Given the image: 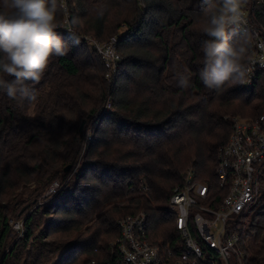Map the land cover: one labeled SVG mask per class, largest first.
I'll use <instances>...</instances> for the list:
<instances>
[{"label":"trees","instance_id":"obj_1","mask_svg":"<svg viewBox=\"0 0 264 264\" xmlns=\"http://www.w3.org/2000/svg\"><path fill=\"white\" fill-rule=\"evenodd\" d=\"M225 5L0 0V264L104 259L119 233L115 219L139 210L152 239L179 238L167 205L174 186L193 168L214 191L218 150L233 117L264 110V77L251 87L240 83L252 33L217 34ZM245 7L264 34V0H246ZM65 17L72 31L58 28ZM81 34L118 36L121 59L112 80ZM82 118L94 122L87 143L78 128ZM80 156L72 182L28 213L9 244L18 191L33 182L31 194L39 195ZM260 193L243 233L245 264H264V175Z\"/></svg>","mask_w":264,"mask_h":264},{"label":"built area","instance_id":"obj_2","mask_svg":"<svg viewBox=\"0 0 264 264\" xmlns=\"http://www.w3.org/2000/svg\"><path fill=\"white\" fill-rule=\"evenodd\" d=\"M217 28L219 38L229 32H251L252 53L242 66L241 85L251 87L264 77V34L250 20L249 11L238 0H226ZM72 31L66 17L61 26ZM81 39L99 56L103 76L113 79L119 67L118 36L99 40L81 34ZM104 108H111L108 96ZM88 141L90 134L85 136ZM216 189L188 168L184 180L175 185L167 202L175 213L179 238L154 240L148 229L146 212L126 213L115 219L118 235L110 241L109 255L104 259L88 258L84 264H245L243 233L248 224L252 202L260 198L264 175V110L256 116H234L232 130L219 147L215 168ZM59 183L53 180L48 193ZM11 232H23L22 218H9Z\"/></svg>","mask_w":264,"mask_h":264},{"label":"rangeland","instance_id":"obj_3","mask_svg":"<svg viewBox=\"0 0 264 264\" xmlns=\"http://www.w3.org/2000/svg\"><path fill=\"white\" fill-rule=\"evenodd\" d=\"M238 1H240L242 4H245V2H246V0H238ZM216 31H217V28H216ZM121 32H122V30H119L116 33L120 34ZM239 116H241V115H239ZM81 120H80V122L78 124V128H79V125L81 123ZM93 125H94V122L85 123V120H84L81 129L84 128L86 130L85 136L87 134L91 135V131H92ZM85 142L87 143L88 141L85 139ZM82 158L83 157L80 156L78 158L76 164H74L72 167L70 165L71 169L67 172V175H66V177L64 179H61L60 177L53 179V180H57L59 185L56 188V190L54 192H52V193H48L47 192V189L49 187V185H48L47 188L45 190H43L39 195H37V196L33 195L32 196V194H31L32 193V189H35V185H34L33 182H30L26 187L21 188L18 191V193L16 194V196L14 197L13 202H12L14 208L18 209V211L16 210L17 211L16 212L17 213L16 216L19 217V218L24 219V217L28 213L33 211L34 209H39L40 210L42 208V206L44 205V202L47 201L52 194L57 192L60 188L69 185L72 182V179H73V177L75 175V172H76L77 168L79 167V165L81 163ZM30 199L32 200V202H30ZM259 205H260V201H258V200L252 202V204L250 205V209L248 211V216H247L248 223H251L254 220V217L256 216L255 213L258 211ZM53 214H54V209L53 208L50 209L47 213L42 214L43 215L42 219H41L39 225L36 227L35 231L43 228V226H44L45 222L47 221V219L49 217H51ZM9 235H10V243L9 244H11L13 242V240L16 239V235L13 234L11 231H10ZM249 241L250 240H249L248 236H246V238L244 239V244L246 243L245 245L248 246Z\"/></svg>","mask_w":264,"mask_h":264},{"label":"water","instance_id":"obj_4","mask_svg":"<svg viewBox=\"0 0 264 264\" xmlns=\"http://www.w3.org/2000/svg\"><path fill=\"white\" fill-rule=\"evenodd\" d=\"M84 120H85V118H82L81 123H80V125H79V130H81ZM70 165H71L70 163H67V164L63 167V171H67V170L70 168Z\"/></svg>","mask_w":264,"mask_h":264}]
</instances>
